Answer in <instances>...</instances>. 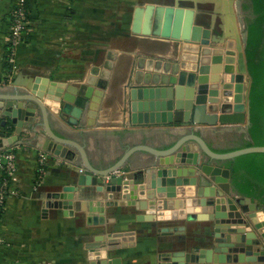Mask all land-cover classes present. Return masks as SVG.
<instances>
[{
  "label": "crops",
  "instance_id": "obj_1",
  "mask_svg": "<svg viewBox=\"0 0 264 264\" xmlns=\"http://www.w3.org/2000/svg\"><path fill=\"white\" fill-rule=\"evenodd\" d=\"M198 1L194 25L209 30L208 46L223 50L221 96L228 88L226 93L234 102L243 87L245 100L251 77L248 73L243 81L239 79L236 37L243 36L246 29L241 0ZM200 3L209 9L198 11ZM12 5L13 0H0V97L32 93L52 82L78 89L61 113L49 110V124L58 136L83 146L94 167H110L136 145L169 148L190 132L201 135L219 152L250 140L247 123L196 126L176 119L172 123H133V88L165 86L182 72L186 76L198 71L201 42L165 35L166 15L160 33H154V16L151 19L146 10L149 5L167 8L170 0H30V27L17 49L16 67L9 72L5 59ZM138 9L146 12L138 16ZM199 13L206 21L197 19ZM229 77L232 81L227 82ZM6 132L12 135L15 126L10 123ZM46 140L43 117L37 109L33 122H25L18 141L0 147L1 153L15 146L17 157V172L0 222V264H168L174 252L195 254L208 247L213 221L139 220L138 215L145 212L136 209L135 200L122 197L121 191L108 190L107 177L73 192L81 208L92 204L96 212H103L105 223L91 225L87 211L74 205L64 208V189L74 185L86 168L75 145H64L62 153L55 155L43 148ZM183 150L195 151L196 145L189 142ZM41 151L47 155L43 173L39 172ZM158 161L151 153L137 151L117 175L145 171ZM198 174L204 175L191 164L169 168V175L185 181L177 186L179 197L195 190L188 181ZM54 202L58 204L50 205ZM167 225H184L185 229L167 235L160 231ZM96 240L102 248L97 259L87 247Z\"/></svg>",
  "mask_w": 264,
  "mask_h": 264
},
{
  "label": "water",
  "instance_id": "obj_2",
  "mask_svg": "<svg viewBox=\"0 0 264 264\" xmlns=\"http://www.w3.org/2000/svg\"><path fill=\"white\" fill-rule=\"evenodd\" d=\"M143 11H147L151 19L154 16V33H160L161 19L166 15L168 31L165 35L174 39L201 42L203 47L197 73L192 72L185 76V72H182L179 77H172L168 85L135 87L131 90L130 109L133 123H172L176 119L196 126L247 123L249 129L250 87L245 91L247 92L245 100L243 87L234 102L226 93L228 88H224V95L221 96L223 50L213 49L207 45L210 32L199 25H194L195 11L181 6L155 9L149 5L146 11L138 9V16ZM140 26L138 23L139 30ZM236 38L239 79L243 81L248 74L244 50L247 30L245 29L243 36L237 35ZM230 78L232 79L229 77L227 82L232 81ZM224 86L226 87L225 84ZM76 93L78 89L68 87L63 82H52L41 90L33 89L32 93L0 97V147L15 144L25 122H33L39 109L47 134L43 148L60 155L64 145H75L86 168V172L79 176L74 185L64 189V200L61 201L64 208H71L74 205L77 210L87 211L88 223L91 225L105 223L103 212H96L92 204L83 205L81 208L80 201L74 200L73 192H81L83 186L97 184L103 177H107L108 190L121 191L122 197L135 200L133 204L136 209L145 212L138 215L139 220L213 221L214 229L210 232L212 239L208 242V247L200 248L195 254L174 252L171 255V263L168 264H264V209L259 202L248 196L239 195L233 190L231 170L221 164L222 161L242 154L264 152V145H251L219 152L201 135L190 132L179 137L166 149L149 145L130 147L115 164L98 169L90 162L83 146L58 136L49 124V110L56 114L61 113L69 106ZM7 100L12 102L7 103ZM10 123L15 126V132L7 136L6 129ZM189 142L195 143V151L183 150ZM137 151L151 153L157 156L159 161L147 166L145 171L117 175L116 172L121 170L131 155ZM172 155L174 157L170 158ZM176 164L194 165L204 174H198V177L188 181V185L196 188L190 189L189 193L180 192L184 195L182 197L178 196L177 186L184 185L185 181L183 178L169 175V168ZM51 204L56 205L58 202ZM161 210L164 211L160 215ZM184 229V225H167L161 227L160 231L167 235H175ZM87 247L95 259L101 257V241L90 242Z\"/></svg>",
  "mask_w": 264,
  "mask_h": 264
},
{
  "label": "trees",
  "instance_id": "obj_3",
  "mask_svg": "<svg viewBox=\"0 0 264 264\" xmlns=\"http://www.w3.org/2000/svg\"><path fill=\"white\" fill-rule=\"evenodd\" d=\"M30 0H13L10 15L16 8H22L25 14L26 33L29 25ZM243 11L246 16L247 38L245 56L248 73L251 77L249 103H250V140L233 148H242L251 145H264V0H243ZM5 66L10 72L12 64L5 59ZM231 149V150H233ZM2 163L5 160L2 158ZM218 162V161H217ZM216 162V163H217ZM231 170V185L235 192L248 196L259 202L264 209V152L242 154L221 163ZM7 172L2 170L0 184L7 178ZM4 211V207L2 212ZM2 215L0 217V222Z\"/></svg>",
  "mask_w": 264,
  "mask_h": 264
},
{
  "label": "built area",
  "instance_id": "obj_4",
  "mask_svg": "<svg viewBox=\"0 0 264 264\" xmlns=\"http://www.w3.org/2000/svg\"><path fill=\"white\" fill-rule=\"evenodd\" d=\"M24 17L25 14L22 8H16L15 10L12 11V19L10 25V33L7 40V54H6L7 60L9 61V63L12 64V71L16 67L15 56L17 49L19 45L22 44L24 37L26 35V30L24 26L25 23L27 22H25ZM13 147L8 150L6 149L5 151L0 153V166L2 170L7 172L8 175L7 178L4 179L0 184V217L3 213L2 209L3 207H5L9 195L11 181L15 178L17 172V161H16L17 157H16V151ZM46 157H47L46 152L41 151L39 153L40 173L44 172V161ZM2 158L5 160L4 163L1 162Z\"/></svg>",
  "mask_w": 264,
  "mask_h": 264
},
{
  "label": "rangeland",
  "instance_id": "obj_5",
  "mask_svg": "<svg viewBox=\"0 0 264 264\" xmlns=\"http://www.w3.org/2000/svg\"><path fill=\"white\" fill-rule=\"evenodd\" d=\"M196 2L199 3L198 0H170V6H181L184 9L194 10ZM241 3H243V0H241ZM202 9H206L207 10V9H209V7H208V5H204L203 3H200L197 10L200 11ZM201 13L198 14L197 19L199 21H206V19L202 17ZM247 15L248 14H246V12L243 11V9H242V17L244 19V21H243L244 23H246V16Z\"/></svg>",
  "mask_w": 264,
  "mask_h": 264
}]
</instances>
